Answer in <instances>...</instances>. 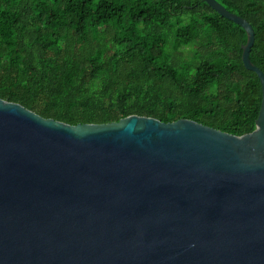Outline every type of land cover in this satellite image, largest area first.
I'll return each instance as SVG.
<instances>
[{"label": "water", "instance_id": "1", "mask_svg": "<svg viewBox=\"0 0 264 264\" xmlns=\"http://www.w3.org/2000/svg\"><path fill=\"white\" fill-rule=\"evenodd\" d=\"M256 131L130 116L72 126L0 99V264H264V73Z\"/></svg>", "mask_w": 264, "mask_h": 264}, {"label": "trees", "instance_id": "2", "mask_svg": "<svg viewBox=\"0 0 264 264\" xmlns=\"http://www.w3.org/2000/svg\"><path fill=\"white\" fill-rule=\"evenodd\" d=\"M250 23L264 73V0H216ZM242 27L205 0H0V99L72 126L130 116L256 131Z\"/></svg>", "mask_w": 264, "mask_h": 264}]
</instances>
